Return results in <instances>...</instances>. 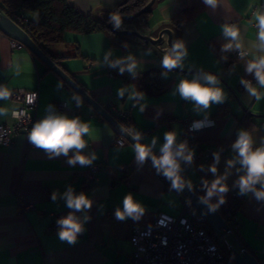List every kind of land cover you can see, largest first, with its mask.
<instances>
[{"label":"crops","instance_id":"0c3cea01","mask_svg":"<svg viewBox=\"0 0 264 264\" xmlns=\"http://www.w3.org/2000/svg\"><path fill=\"white\" fill-rule=\"evenodd\" d=\"M123 0H70V4L84 14L105 17ZM202 1V0H201ZM264 0H221L216 11L203 8L190 20L179 27L170 25L171 18L180 9L179 0H155L151 6L147 28L137 29L132 22L125 23L119 29H137L152 37L158 36L160 30H171V43L176 39L186 42L188 55L184 60V69H174L163 78L164 69L160 61L169 48L167 35L161 45L144 43L133 35H124V44H111L110 37L102 31L89 33L65 32L63 41L53 47L57 55V64L75 81L83 85L103 107L113 105L116 110L125 111L133 125L131 133L143 134L142 143H151L157 137L153 151L159 155L163 135L166 131L177 133V144L184 142L183 131L189 120L203 119L205 113L194 111L193 102L173 95L175 86L182 78L191 79L195 74H215L226 94L221 104H212L207 110L208 119L215 122L214 127L203 128L196 133L194 142L188 147L197 154L189 165L181 161V175L191 180L193 189L204 195L201 187L203 179L211 181L213 174L208 170L214 162L205 161L201 155L208 149L219 152L218 174H224L227 160L236 154L231 144L237 137L238 130L252 131L255 145L259 146L264 137V88L256 83L254 76L245 71L247 62L252 61L258 29L257 6ZM127 22L121 20L120 24ZM225 22L234 24L240 30L242 49L246 56L239 58L234 51L222 52L221 46L227 42L222 34L221 25ZM125 44L128 47H125ZM112 50L110 60H115L132 53L140 61L138 76L132 79L125 72L119 75V68H112L103 62L105 52ZM79 56H75L76 52ZM150 51V55L148 52ZM227 57V60L221 57ZM19 64L21 71H16ZM157 72L169 83L161 94H145L146 99L139 103L146 104L143 112L139 104L129 99L132 91H137L136 82L145 72ZM250 78L251 86L257 89L259 99L250 97L242 80ZM63 87L57 88V83ZM0 85L10 93L15 90H38L36 104L37 121L46 115V107L51 104L54 109L69 117H79L87 122L93 130V138H88L86 154L95 152L97 159L92 164L98 165L95 178L87 176L88 168L70 167L66 158L49 159L43 150L28 147L25 137L20 133L11 136L8 146L0 144V264H129L133 250L130 235L136 225H149L160 212L178 216L182 207L189 203L183 193L170 191V182L158 175L148 160L143 166L135 161L134 145L127 142L116 145L117 137L122 136L101 114L82 99V105L72 98L75 93L45 62L25 47H15L12 38L0 30ZM127 87L129 92L124 98H118L117 91ZM76 94V93H75ZM63 102L64 108L57 109L56 103ZM225 104L228 111L216 115L220 105ZM20 103L10 97L0 100V108L7 115L0 116V123L12 124V111ZM250 116V119L246 118ZM163 118H172L160 123ZM209 166H207V164ZM128 165V173L120 169ZM203 166V168H201ZM234 168L228 169L226 183L230 191L225 194V203L218 209L221 214L230 211L235 199L241 198V204L233 212L237 216V238L250 252L264 258V204H259L251 196L238 195L233 187L234 181L241 173ZM72 185L77 193L85 192L92 200L93 206L87 213L91 219L85 223L86 232L78 237L74 246L61 242L57 229L52 228L53 218L50 212H60L63 216L70 211L65 201L58 198L51 200V193L58 190L63 193ZM133 193L146 211L139 221L131 219L119 221L115 210L122 207V200L127 193ZM218 197L212 198L216 203ZM22 202L32 204L29 209L21 206ZM186 211V215H190ZM83 220L84 213H77ZM264 264V263H262Z\"/></svg>","mask_w":264,"mask_h":264},{"label":"clouds","instance_id":"9594fccd","mask_svg":"<svg viewBox=\"0 0 264 264\" xmlns=\"http://www.w3.org/2000/svg\"><path fill=\"white\" fill-rule=\"evenodd\" d=\"M203 4L216 11L221 4V0H202ZM256 27L258 29L256 42L252 44L255 50L252 61L247 62L245 71L254 76L256 83L260 88H264V12L256 15ZM115 27L119 29L120 20L113 17ZM222 34L227 42L221 46L222 52L233 50H241L242 43L240 39V30L237 26L225 22L221 25ZM125 47H128L125 44ZM150 55V51L148 52ZM112 50L105 52L103 62L112 68H119V75L127 72L132 79L138 76V67L140 61L136 56L129 53L126 56L119 57L115 60H110ZM188 55L186 42L183 39H176L171 43V46L164 52L160 61V66L164 69L161 73L163 78H167L168 73L174 69H184V60ZM241 55L243 53L241 52ZM227 60V57H221ZM16 71L19 74L21 71L20 65H16ZM246 91L250 97L259 99L257 89L252 87L249 82L242 80ZM220 81L215 74L212 73H197L191 79L182 78L173 90V95L179 94L180 98L186 101L193 102L194 111L197 113H205L201 120L193 121L190 130L199 131L205 127H214L215 122L208 119L207 110L212 104H221L226 100V94L222 87L219 86ZM63 87V82L57 83V88ZM129 92L127 87L118 89V98H124L125 93ZM10 91L3 85H0V100H7L10 97ZM73 99L77 102V107L82 105V98L73 94ZM129 99L139 104V110L143 112L146 104L139 103L145 100V94L139 91H132L129 94ZM31 102V101H29ZM46 115L36 121L28 133V142L34 147L44 151L49 159L66 158V163L70 167L79 165L80 167L91 166L93 161L97 159V154L92 152L90 155L84 152L88 147V138H93V130L90 125L81 120L79 117H69L66 114L57 112L54 106L49 104L46 109ZM7 115L5 109L0 108V116ZM22 114L16 111L12 112L15 119H19ZM143 134L136 132L133 139L135 140V161L138 166H143L148 160H151L152 167L158 175H162L170 182V191L174 190L177 193H182L185 188L193 191L191 180H186L182 175L181 161L191 164L193 162L194 151L191 150L187 142L177 144V133L174 130L166 131L163 135V143L159 148V155L153 149L157 143V137H153L151 143H142ZM255 140L252 131L248 129L238 130L235 141L231 144L235 156L226 162V170L224 174H218L217 165L219 163V152L213 153L214 162L209 166V171L213 174L214 179L211 181L203 179L201 187L204 190V195L199 197L201 203L207 205L209 211L215 212L221 205L225 203V194L230 191L226 183L229 172L228 169L234 168L241 173L234 181L233 187L238 189V195L251 196L259 204H264V137L261 138L259 146L255 145ZM203 168V166H201ZM216 196L218 200L212 203V198ZM58 198L65 201V206L70 210L67 215L57 219V237L61 242L74 246L78 242V237L86 232L85 223L91 217L87 213L93 206V200L85 193L75 191L72 185H68L63 193L58 190L51 193V200L56 202ZM145 207L141 202L136 200L133 193H127L122 200V207H117L115 210V218L119 221L131 219L139 221L145 214ZM77 213H84L83 220L77 216Z\"/></svg>","mask_w":264,"mask_h":264},{"label":"built area","instance_id":"2783aa9c","mask_svg":"<svg viewBox=\"0 0 264 264\" xmlns=\"http://www.w3.org/2000/svg\"><path fill=\"white\" fill-rule=\"evenodd\" d=\"M257 7L259 13L264 12V1ZM2 13L0 10V14ZM12 44L15 47H25L14 39H12ZM234 55L242 58L246 56V52L235 50ZM244 81L250 84L252 82L250 78L244 79ZM10 98L20 103V106L13 111L22 115L19 119L12 116L14 119L12 124L0 123V144L8 146L11 143V136L14 133H20L25 137L28 147H34L28 142L27 137L33 124L37 121L38 90H15L11 92ZM55 106L57 109H62L65 104L58 102ZM105 109L118 122L127 115L125 111L116 110L113 105ZM196 120L201 119L189 120L185 123L183 140L187 143L195 141L197 131L190 130V126ZM127 142L123 136H119L115 140L116 145H124ZM213 153H215L214 150L208 149L202 153L201 157L210 162L213 160ZM196 158L197 154L194 153L193 161ZM97 169L98 165L96 164L89 166L87 176L90 180L95 178ZM120 169L124 174L128 173L127 164H122ZM21 206L24 209H29L32 204L22 202ZM186 211L191 212L189 203L182 207L178 216L160 212L152 224L133 226L130 235L133 250L129 264H235L227 254L231 247H235L241 254L247 251L235 236L239 223L237 216L231 210L223 215L227 228H221V233L214 232L213 234L206 230L207 222L203 217H197L192 212L190 215H186ZM49 215L53 218L52 228L57 229L56 221L63 214L50 212Z\"/></svg>","mask_w":264,"mask_h":264},{"label":"trees","instance_id":"16d2710c","mask_svg":"<svg viewBox=\"0 0 264 264\" xmlns=\"http://www.w3.org/2000/svg\"><path fill=\"white\" fill-rule=\"evenodd\" d=\"M149 1L123 0L105 17L84 14L72 6L70 0H0V10L17 22L28 33L33 42L55 61L57 55L53 53V47L63 41V34L68 31L75 33L102 31L109 35L111 44L123 46L124 36L110 30L108 23L113 20V17L125 16L139 11ZM179 3V11L170 20L172 27H179L183 22L192 19L203 8L201 0H179ZM150 13L151 7L137 17L126 21L135 23L137 29L144 30L147 28ZM79 55L80 53L77 51L75 56ZM77 83L87 91L83 85ZM136 86L137 91L156 96L163 93L169 87V83L164 81L157 72L150 71L139 76ZM227 111L225 104L220 105L216 115H223ZM246 118L250 119V116L246 115L244 119ZM170 119L172 118H163L160 123ZM119 122L127 131L132 130L133 125L128 118V114ZM240 204L241 198L237 197L231 211L238 209ZM205 228L210 234L214 233L208 223H206ZM235 236L237 237L236 233ZM241 245L243 244L241 243ZM246 250L250 252L247 248ZM250 253L257 258L260 264L264 263V258H260L252 252ZM227 254L230 256L229 252Z\"/></svg>","mask_w":264,"mask_h":264},{"label":"water","instance_id":"95a60500","mask_svg":"<svg viewBox=\"0 0 264 264\" xmlns=\"http://www.w3.org/2000/svg\"><path fill=\"white\" fill-rule=\"evenodd\" d=\"M154 2L155 0H150L139 11L125 16H118L117 18H119L120 21L135 18L142 12L148 10ZM108 27L118 35H133L140 40H143L144 43H151L153 45H161L165 41L164 35L166 34L167 44L169 47L171 46V30L169 28H163L160 30L158 36L154 38L148 34H143L137 29H117L114 20H111L108 23ZM0 30L24 45L25 48L45 62L70 88L73 89L77 95L110 122V124H112L128 142L135 145L136 142L133 139L134 134L127 131L120 122H118L99 102L95 100L92 95L85 91L67 72H65L57 62L45 54L19 24L3 13L0 14ZM182 193L186 196L191 205V212L197 217H203L214 232L221 233V228H227V223L223 218V214L218 210L215 212L209 211L207 205L200 202L199 197L201 195L197 193V190L193 189V191H189L185 188ZM229 254L235 264H260L257 258L248 251L241 254L235 247H231Z\"/></svg>","mask_w":264,"mask_h":264},{"label":"rangeland","instance_id":"374dc122","mask_svg":"<svg viewBox=\"0 0 264 264\" xmlns=\"http://www.w3.org/2000/svg\"><path fill=\"white\" fill-rule=\"evenodd\" d=\"M125 23H128V22H123V23H121L119 28L123 27V26L125 25ZM134 24H135V23H134Z\"/></svg>","mask_w":264,"mask_h":264}]
</instances>
